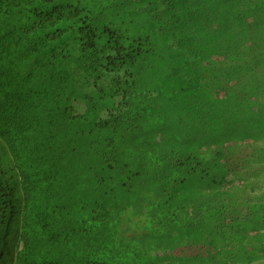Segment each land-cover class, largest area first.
Segmentation results:
<instances>
[{
    "label": "trees",
    "instance_id": "obj_1",
    "mask_svg": "<svg viewBox=\"0 0 264 264\" xmlns=\"http://www.w3.org/2000/svg\"><path fill=\"white\" fill-rule=\"evenodd\" d=\"M74 1L0 0V264H264V147L239 143L264 139V82L233 69L264 60L241 36L264 0L224 1L233 115L179 107L157 34Z\"/></svg>",
    "mask_w": 264,
    "mask_h": 264
},
{
    "label": "rangeland",
    "instance_id": "obj_2",
    "mask_svg": "<svg viewBox=\"0 0 264 264\" xmlns=\"http://www.w3.org/2000/svg\"><path fill=\"white\" fill-rule=\"evenodd\" d=\"M224 1L226 0H76L74 2L82 6L84 10L90 11L94 16L97 14L100 20L107 16L110 23L121 25L132 36L138 33L157 34L158 54L167 63L166 72L173 78L179 89L184 88L183 92L188 93L179 95V107L199 108L196 104L203 100L209 109L212 110L213 102L221 109L227 108L229 114L233 115V109L236 106L233 103L238 102L240 95L234 92L233 82H236V79L233 78L227 83L217 78L218 74L216 73L217 68H224L229 61L227 58L220 61L224 59L223 56L226 57L225 50L229 39L227 34L232 32L223 30L221 17L225 15L224 8L228 5ZM221 2L222 8L220 7ZM215 5L219 6L220 12L213 18ZM254 8L255 11L259 10V6L255 5ZM212 26L217 28L214 29ZM250 27L251 25L248 29ZM245 29H247V25L244 23L241 36L244 37L245 33V38L242 43L245 44V48L252 51L255 47L250 45L260 39L264 28L262 25L253 23V33L246 32ZM219 46L220 48H218ZM262 49L264 50L263 42L256 51ZM217 50L225 54L221 55ZM254 52H251V58L254 57ZM233 66L241 79H244L245 73L255 68L257 74L255 76H260V81L264 82V73H262L264 60L258 65L247 62ZM231 78V75L226 74V81ZM226 95L228 98L224 99ZM190 99L192 100L190 104L184 102ZM172 111L174 112L175 109L173 108ZM190 126H192L194 135L203 136L210 132L215 124L208 119L207 122L202 120L201 123L194 120ZM194 143L198 144L199 141ZM239 143L244 146L245 150H248L250 143L255 144V147H259V149L264 147V139H246ZM259 149L255 152L260 153ZM246 158L252 161V163L248 162V167L259 166L256 163L259 158L249 155ZM259 175H261L260 172L247 174L250 180ZM131 195L135 197L130 194V198ZM120 209L125 213L124 216L130 215L134 220H139L144 216L143 213L140 215L133 213L135 210L140 211L135 206L128 205ZM134 230L141 231L138 227H134ZM186 250L192 251V249Z\"/></svg>",
    "mask_w": 264,
    "mask_h": 264
}]
</instances>
